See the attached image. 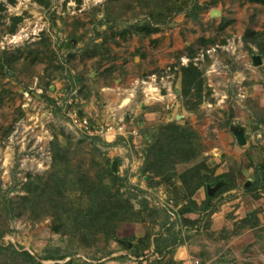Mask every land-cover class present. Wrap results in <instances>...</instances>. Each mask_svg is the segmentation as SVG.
Masks as SVG:
<instances>
[{"label": "rangeland", "instance_id": "obj_1", "mask_svg": "<svg viewBox=\"0 0 264 264\" xmlns=\"http://www.w3.org/2000/svg\"><path fill=\"white\" fill-rule=\"evenodd\" d=\"M43 1L0 0V60L6 51L15 63L0 70V264H264V4ZM190 63L199 84L186 97L182 68ZM72 115L87 120L90 133ZM169 123L193 133L196 156L165 177L146 165ZM55 154L66 158L59 177L70 201L79 198L83 175L96 181L111 168L141 222H114L115 236L84 242L86 195L67 203L79 211L75 227L67 220V235L53 230L52 203L45 214L16 213L9 201L25 194L27 182L50 180ZM191 168L203 186L190 196L180 174ZM223 185L228 192L204 210L207 194ZM147 236L150 248L138 258Z\"/></svg>", "mask_w": 264, "mask_h": 264}, {"label": "trees", "instance_id": "obj_2", "mask_svg": "<svg viewBox=\"0 0 264 264\" xmlns=\"http://www.w3.org/2000/svg\"><path fill=\"white\" fill-rule=\"evenodd\" d=\"M249 1L264 4V0ZM39 4L47 6V3L43 0H39ZM149 30L151 31L152 29L149 28ZM6 54L7 52L4 51L2 53V59L0 60V70L2 72H4L7 68L11 69L15 66V63L10 62L6 58ZM262 54H264V50H262ZM182 73L186 86L184 95L187 97L190 95L192 90L196 89L197 84H199L198 76L200 72L197 66L190 63L187 67L182 68ZM192 136L193 133L190 130L174 123H169L160 127L158 134L156 135L155 142L148 149L146 169L156 173L159 176L167 177V175H169L170 177V175H173L171 169H173L174 165L177 163L189 162L196 156V149L191 144L193 139ZM54 159V172H51L52 176L49 178V181H41L40 179L31 180L24 184V195L19 196L18 200L14 202L9 201L18 205L15 207V209L18 210L16 213L23 214L30 210L32 211L31 213L34 214L38 210L41 211L42 209L44 210L43 213L45 214L46 212H49V208H55V225L53 226V230L56 233L67 235L68 229L75 227V223H79V211L78 213L74 212L73 209L69 208L67 203L73 202L75 199L78 200L79 198H83V196L86 195V198L89 202V207L85 208L83 213L81 212L82 215L84 214L82 218L84 231L79 235L80 241L83 240L84 242H86L87 237H95L97 234L109 235V232H112V234L109 236H115L114 232L115 229H117L115 224L118 225L120 222H141V210H136L133 204L128 199H126L123 194L120 193V187L117 188L119 178L116 174L112 173L111 168L103 170L104 176L101 174L98 175L96 181L89 180L86 174L83 175V177L79 179L80 196L79 198H75L70 201L68 199V195L62 188L64 186L65 180L59 177L60 172L64 171L62 164L67 163L64 161L66 159L65 155L55 154ZM104 178H109V182L105 183ZM180 179L182 181L183 187L190 192V196L203 186V175L200 173L199 168H191L185 171L184 173L180 174ZM259 179L262 180V177ZM226 189V185L220 186L214 195L210 196L207 194V201L204 204L205 206L202 208L204 210L209 209L213 199L218 194L227 191ZM49 194H51L50 197H48ZM50 203H52L51 206L53 208H47V205ZM191 204L197 207L196 202L192 201ZM143 207L144 205L142 204L141 208L143 209ZM67 220H70V228L67 226ZM185 222L188 224H193V222H188L186 220ZM2 237L3 232L0 231V239ZM93 241L96 242V239H93ZM141 241H144V246L139 252L135 253L136 257L138 258L142 257L143 251L149 248L150 236H147ZM1 247L2 245L0 244V248ZM10 248L13 249L14 247L11 246ZM13 253L17 256L25 257V260L27 261L35 260L34 257L31 256V254L27 251L19 252L14 249ZM65 258L66 257L63 256L49 259L59 261ZM71 261L72 260H69L67 263L71 264ZM36 264L40 263L36 262ZM169 264L175 263L172 260Z\"/></svg>", "mask_w": 264, "mask_h": 264}, {"label": "built area", "instance_id": "obj_3", "mask_svg": "<svg viewBox=\"0 0 264 264\" xmlns=\"http://www.w3.org/2000/svg\"><path fill=\"white\" fill-rule=\"evenodd\" d=\"M72 116H74V117H72ZM71 116V118H72V122H74L75 123V125L80 129V130H82V129H84V130H86L88 133H90L89 132V130L91 129V127L89 128L88 127V122H87V120H85V119H81L80 117V119L78 118V115H72ZM108 134L110 135L111 134V136H113V135H115L116 134V132H115V130H113V129H111V130H109V132H108ZM182 264H204L200 259H197V258H187V259H185V260H183V263Z\"/></svg>", "mask_w": 264, "mask_h": 264}, {"label": "crops", "instance_id": "obj_4", "mask_svg": "<svg viewBox=\"0 0 264 264\" xmlns=\"http://www.w3.org/2000/svg\"><path fill=\"white\" fill-rule=\"evenodd\" d=\"M261 173H263V172H261ZM264 174V173H263ZM263 177V176H262ZM264 178V177H263ZM264 180V179H263ZM253 182V180H248L247 181V184H250V183H252ZM224 186V185H223ZM251 190H254L253 188H251ZM228 192V191H227ZM198 203V202H197ZM200 205V204H199ZM197 211L196 210H194V209H191L190 211H187L186 212V216H187V218H185L186 219V221H188V222H193V217L194 216H196L194 213H196ZM150 248V247H149ZM153 250V249H152ZM140 258V257H139Z\"/></svg>", "mask_w": 264, "mask_h": 264}, {"label": "water", "instance_id": "obj_5", "mask_svg": "<svg viewBox=\"0 0 264 264\" xmlns=\"http://www.w3.org/2000/svg\"><path fill=\"white\" fill-rule=\"evenodd\" d=\"M210 15H211V17H219L220 12L218 10L213 9V10H211ZM237 136H238L239 142L241 144H243L245 142L243 134L238 133ZM113 170H115V166H113ZM127 244H129V243L127 242Z\"/></svg>", "mask_w": 264, "mask_h": 264}, {"label": "bare ground", "instance_id": "obj_6", "mask_svg": "<svg viewBox=\"0 0 264 264\" xmlns=\"http://www.w3.org/2000/svg\"><path fill=\"white\" fill-rule=\"evenodd\" d=\"M150 88V91L152 90L153 91V88H152V86L151 87H149ZM154 91H156V90H154Z\"/></svg>", "mask_w": 264, "mask_h": 264}]
</instances>
